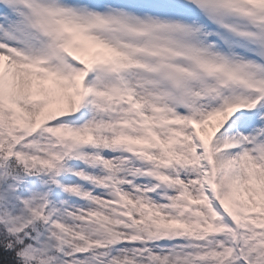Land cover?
<instances>
[{
  "label": "snow or ice",
  "instance_id": "1",
  "mask_svg": "<svg viewBox=\"0 0 264 264\" xmlns=\"http://www.w3.org/2000/svg\"><path fill=\"white\" fill-rule=\"evenodd\" d=\"M0 264H264V0H0Z\"/></svg>",
  "mask_w": 264,
  "mask_h": 264
}]
</instances>
